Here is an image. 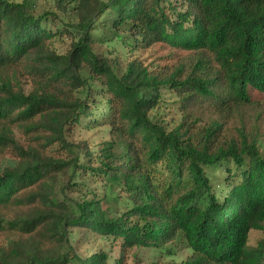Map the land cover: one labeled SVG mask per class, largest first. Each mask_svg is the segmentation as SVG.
<instances>
[{"label": "trees", "instance_id": "obj_1", "mask_svg": "<svg viewBox=\"0 0 264 264\" xmlns=\"http://www.w3.org/2000/svg\"><path fill=\"white\" fill-rule=\"evenodd\" d=\"M149 47L169 49L166 62L134 56ZM164 90L172 127L152 115ZM83 122L108 139L70 140ZM5 150L17 160L0 171V264H125L180 247L166 264H264V236L249 239L264 234V0H55L38 14L0 0ZM75 230L109 248L81 256Z\"/></svg>", "mask_w": 264, "mask_h": 264}, {"label": "rangeland", "instance_id": "obj_2", "mask_svg": "<svg viewBox=\"0 0 264 264\" xmlns=\"http://www.w3.org/2000/svg\"><path fill=\"white\" fill-rule=\"evenodd\" d=\"M29 9L33 11V13H41L45 11H55V0H27ZM68 19L70 24L72 22H76L77 19L73 15V13H68ZM68 26V25H67ZM54 28V25L52 26ZM64 42H60L61 40H56L57 46L62 47L64 50L68 47V35H64ZM117 57L120 58L122 63H125V57L123 56L124 50L120 45L116 46ZM170 50L166 47H149L135 51L134 56H137L142 59L145 64H149L150 66L164 64L166 62V55L169 54ZM25 86L27 89L30 88L29 80L27 78L24 79ZM164 96L159 105V108L152 112L153 116H157L165 122L168 123L169 127L176 125L180 120L179 111L177 108V99L176 97L166 90L163 91ZM17 136L22 139L20 133L17 132ZM69 139L72 141L80 142L86 141L90 145L99 146L100 143L108 139L107 130H104V127L96 126V123H93L91 126H88L85 122H83L77 128H74L69 133ZM55 151V150H53ZM17 158L15 154L11 150L0 151V171L7 166L14 165ZM94 186H101L100 183H95ZM85 186L91 187L92 185L89 181L85 182ZM87 189H83V191L76 192L70 190L69 194L71 196H77L78 194L88 195L86 192ZM116 205L118 209H122V203L113 204ZM78 230H75L74 234V246L81 256H90L93 252H96L100 249H108L109 243H105L103 240L99 238L98 235H91L87 238V241H81L79 239ZM8 232V233H6ZM0 232V247L7 246L8 240L6 235H10L9 231ZM76 236V238H75ZM264 234L258 230H251L249 239L251 244H256L257 241L262 238ZM118 251V248L115 249ZM174 255H168L162 249H152V248H139L136 250L130 251L127 256L125 264H166L167 262L183 260L189 254L188 249L178 248L174 251ZM117 254V253H116ZM109 264H112L110 260Z\"/></svg>", "mask_w": 264, "mask_h": 264}]
</instances>
